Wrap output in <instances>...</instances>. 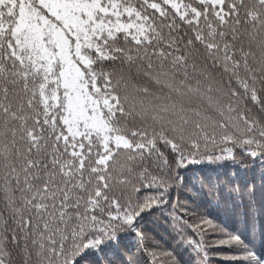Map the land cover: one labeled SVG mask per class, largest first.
I'll return each instance as SVG.
<instances>
[{"label":"snow or ice","instance_id":"snow-or-ice-1","mask_svg":"<svg viewBox=\"0 0 264 264\" xmlns=\"http://www.w3.org/2000/svg\"><path fill=\"white\" fill-rule=\"evenodd\" d=\"M242 24L256 30L248 50ZM261 34L264 0H0V191L16 223L0 264H13L8 242L22 264H78L82 249L119 244L151 203L127 189L157 183L162 147L179 164L184 148L264 155ZM133 69L161 94L132 84Z\"/></svg>","mask_w":264,"mask_h":264},{"label":"trees","instance_id":"trees-1","mask_svg":"<svg viewBox=\"0 0 264 264\" xmlns=\"http://www.w3.org/2000/svg\"><path fill=\"white\" fill-rule=\"evenodd\" d=\"M240 31L244 34L243 46L248 50L250 37L256 30L242 24ZM262 38L264 34L257 35L252 43L257 70ZM131 83L148 85L154 93L161 94L159 85L137 75L135 69ZM129 94L134 95L131 88ZM5 142L0 141V149ZM161 152L167 166L152 172L157 183L144 188L135 181L140 191H134L131 185L127 189L126 195L134 204L147 203L151 198L135 226L118 229L119 244L105 238L99 251L82 249L75 257L78 264H128L129 261L131 264H243L239 258L244 255V246L264 255V155L252 157L235 148L234 155L225 154L230 158H220L219 148L199 152L184 148L186 159L179 164L178 153L163 147ZM4 163L0 158V189L5 187ZM15 227L12 209L0 191V237L8 236L10 241V232ZM235 234L241 235L245 245L218 246ZM190 241L199 242L200 250ZM7 247L12 251L13 264H22L20 250L10 242Z\"/></svg>","mask_w":264,"mask_h":264}]
</instances>
